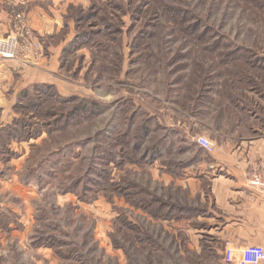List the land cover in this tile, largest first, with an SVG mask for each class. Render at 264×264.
<instances>
[{"label":"rangeland","instance_id":"obj_1","mask_svg":"<svg viewBox=\"0 0 264 264\" xmlns=\"http://www.w3.org/2000/svg\"><path fill=\"white\" fill-rule=\"evenodd\" d=\"M14 13L37 45L16 63L37 67L49 55L26 9ZM67 18L48 40L73 35L57 91L97 112L63 127L52 116L77 101L14 109L16 95L0 129V264H224L211 227L195 220L211 206L183 180L197 173L193 134L213 112L264 121V0H89ZM11 19L0 39L14 35ZM12 78L0 85L6 100ZM139 199L172 219L150 218Z\"/></svg>","mask_w":264,"mask_h":264},{"label":"crops","instance_id":"obj_2","mask_svg":"<svg viewBox=\"0 0 264 264\" xmlns=\"http://www.w3.org/2000/svg\"><path fill=\"white\" fill-rule=\"evenodd\" d=\"M88 1L0 0V37L12 32L11 16L14 10L26 9L29 27L49 55L48 61L41 60L37 67L0 60V85L5 86L6 79L12 82V76L17 78L16 88L9 93L7 100L0 94V129L12 123L14 114L11 107L19 91L34 84L56 87V71L60 69L58 59L62 48L73 35L69 33L58 46L50 44L48 40L57 36L62 29L60 24L68 19L71 10L78 6L84 8ZM46 64L47 67L44 66ZM210 119V125H203L206 128L201 127L193 134L197 173L183 180L188 182L189 190L194 191L196 188L201 202L211 206V210L204 209L200 214L202 216H197L195 220H204L203 224L211 227L212 240L217 246L213 251L221 258L227 246L236 250L246 246L264 248V195L248 188L246 184V173L252 165L264 169V121L256 125L254 122L260 119L250 115L247 117L248 126H243L236 121L227 122L226 116H217L216 112L212 113ZM231 124L234 128H228ZM202 135L213 144L212 153H207L195 144V138ZM190 182L195 184L190 185ZM202 183L206 184L207 196L202 193Z\"/></svg>","mask_w":264,"mask_h":264},{"label":"built area","instance_id":"obj_3","mask_svg":"<svg viewBox=\"0 0 264 264\" xmlns=\"http://www.w3.org/2000/svg\"><path fill=\"white\" fill-rule=\"evenodd\" d=\"M15 25L14 35H8L0 39V60L15 61L19 63L28 62L29 54L34 53L36 43L28 36V31L22 25L25 16L23 13H13ZM27 64V63H26ZM195 144L212 153L213 144L205 137L198 136ZM247 187L264 195V169L259 165H252L246 173ZM225 264H261L264 263V248L260 246H246L242 249H234L231 246L225 247L223 253Z\"/></svg>","mask_w":264,"mask_h":264},{"label":"trees","instance_id":"obj_4","mask_svg":"<svg viewBox=\"0 0 264 264\" xmlns=\"http://www.w3.org/2000/svg\"><path fill=\"white\" fill-rule=\"evenodd\" d=\"M48 99H55L63 103H66V102L73 103L77 101V103L74 104L73 107L70 109V111L66 113L65 115L63 114L57 115L56 113L54 115L52 114L53 115L52 117L54 116L56 117L57 124H60L63 127L69 126V125H76L82 122L83 120H85L86 118L93 116L97 112V111L95 112L94 110L90 109L91 108L90 106L92 107L96 106L95 102L90 101L89 99L79 100L80 98L78 99V97H63L58 93L57 89L54 86L49 85V84H34L31 86H28L27 88H24L17 94L16 102L13 107L14 109H16L17 106L20 107L23 104L22 103L23 100H25L29 104L31 103V105L36 104L35 106L37 107L39 106L40 100H48ZM39 111L40 109H37L35 113L39 115L41 113ZM18 123L20 126L19 130L26 133L27 132L26 127H28V123H26L24 119L22 121H19ZM11 127H13V125L9 127V131H12ZM13 131L15 130L13 129ZM32 136L35 137L37 135L36 133H34V135ZM130 195H132L134 198L135 193H130ZM141 201L142 200L139 199V201H137L136 203H132V204H134L133 206L145 212L150 218L154 220H158V219L159 220H171L172 219L168 215H165V214L162 215L163 207L161 205H159V207H155V211H151L149 210V207L147 206L149 205L151 206L152 203L148 202L145 206L144 203ZM158 204H162V203H158Z\"/></svg>","mask_w":264,"mask_h":264}]
</instances>
